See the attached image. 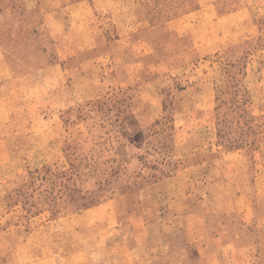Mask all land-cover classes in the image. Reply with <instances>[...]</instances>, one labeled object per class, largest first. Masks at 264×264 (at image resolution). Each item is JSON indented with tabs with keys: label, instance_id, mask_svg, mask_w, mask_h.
I'll use <instances>...</instances> for the list:
<instances>
[{
	"label": "rangeland",
	"instance_id": "1",
	"mask_svg": "<svg viewBox=\"0 0 264 264\" xmlns=\"http://www.w3.org/2000/svg\"><path fill=\"white\" fill-rule=\"evenodd\" d=\"M207 3L0 0V264H264V0Z\"/></svg>",
	"mask_w": 264,
	"mask_h": 264
},
{
	"label": "crops",
	"instance_id": "2",
	"mask_svg": "<svg viewBox=\"0 0 264 264\" xmlns=\"http://www.w3.org/2000/svg\"><path fill=\"white\" fill-rule=\"evenodd\" d=\"M198 1H199V9H197L194 12V15L192 17L199 16L200 18L197 19V21H194L193 25L197 28L198 27L202 28V24L205 25L206 16L212 15V13L210 11H212L213 3H207V1H210V0H198ZM218 3H219V0H216V5ZM241 15H242V9H235L231 13H229L228 15H223V16L237 18V17H240ZM188 16H190V15H188ZM202 31L205 32V28L202 29ZM220 41L222 43H224L225 38L220 39ZM201 47H203V49H205V53L206 52H216V51H220L223 49V47H220L219 45H217V46L216 45H210V43L208 41H206L205 38H203L201 40Z\"/></svg>",
	"mask_w": 264,
	"mask_h": 264
},
{
	"label": "trees",
	"instance_id": "3",
	"mask_svg": "<svg viewBox=\"0 0 264 264\" xmlns=\"http://www.w3.org/2000/svg\"><path fill=\"white\" fill-rule=\"evenodd\" d=\"M16 196H17V198L18 199H22V204H23V206H25L27 209H26V211H27V213L28 214H32L33 212H32V210L34 209L33 207H32V205L30 206L28 203V201L26 200V193L25 192H23L22 190H18L17 192H16Z\"/></svg>",
	"mask_w": 264,
	"mask_h": 264
}]
</instances>
